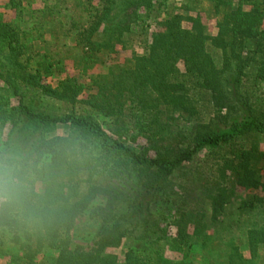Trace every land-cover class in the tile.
<instances>
[{
	"label": "trees",
	"instance_id": "trees-1",
	"mask_svg": "<svg viewBox=\"0 0 264 264\" xmlns=\"http://www.w3.org/2000/svg\"><path fill=\"white\" fill-rule=\"evenodd\" d=\"M35 3L0 0V157L46 199L0 207V261L264 264V0Z\"/></svg>",
	"mask_w": 264,
	"mask_h": 264
},
{
	"label": "clouds",
	"instance_id": "clouds-1",
	"mask_svg": "<svg viewBox=\"0 0 264 264\" xmlns=\"http://www.w3.org/2000/svg\"><path fill=\"white\" fill-rule=\"evenodd\" d=\"M45 173L44 161L7 151L0 157V207L21 217L43 211L40 204L46 199Z\"/></svg>",
	"mask_w": 264,
	"mask_h": 264
},
{
	"label": "rangeland",
	"instance_id": "rangeland-1",
	"mask_svg": "<svg viewBox=\"0 0 264 264\" xmlns=\"http://www.w3.org/2000/svg\"><path fill=\"white\" fill-rule=\"evenodd\" d=\"M24 3L26 2V0H23ZM176 2H179V0H175ZM2 2V1H1ZM40 7V0H36V3L34 5V8H39ZM205 25H206V32L209 34V35H214L215 34V30H214V21L213 20H208L205 22ZM65 129H62V128H58V133L59 134H62L64 133ZM260 146L264 149V145H261ZM202 156H199V158L197 159V161L195 162V164H193V167H201V166H204V161H205V158L203 157V154H201ZM192 171V169L190 170ZM185 175H182V174H178L177 175V179H182L184 178ZM239 198V197H238ZM93 222L90 221L88 219L87 216L85 217H82L78 220V223H77V227H76V230H75V237H76V240H75V244H81V245H90L91 244V241L89 238H87L86 236V232L87 233H91V229H85L86 225H89V224H92ZM94 226V224H93ZM127 246H124V248L122 249H126ZM122 250H116L114 251V253L118 256L121 257V254H122ZM247 257V256H246ZM264 261V260H262ZM194 263L195 264H209V263H204V260L202 259V257L200 256H195V259H194ZM0 264H3L1 261H0Z\"/></svg>",
	"mask_w": 264,
	"mask_h": 264
}]
</instances>
